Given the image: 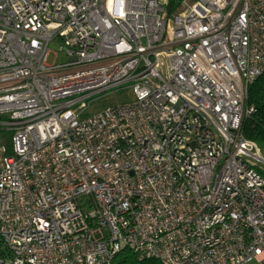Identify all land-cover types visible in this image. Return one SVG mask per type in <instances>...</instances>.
I'll return each mask as SVG.
<instances>
[{
	"label": "built area",
	"instance_id": "built-area-1",
	"mask_svg": "<svg viewBox=\"0 0 264 264\" xmlns=\"http://www.w3.org/2000/svg\"><path fill=\"white\" fill-rule=\"evenodd\" d=\"M167 1L0 0V264H264V0Z\"/></svg>",
	"mask_w": 264,
	"mask_h": 264
},
{
	"label": "trees",
	"instance_id": "trees-1",
	"mask_svg": "<svg viewBox=\"0 0 264 264\" xmlns=\"http://www.w3.org/2000/svg\"><path fill=\"white\" fill-rule=\"evenodd\" d=\"M181 0H168L166 10L173 13ZM246 106H252L254 112L245 117L241 123V131L244 136L256 143L259 149L264 150V73L257 77L248 86ZM113 264H161L154 258H139L129 249L118 252Z\"/></svg>",
	"mask_w": 264,
	"mask_h": 264
},
{
	"label": "rangeland",
	"instance_id": "rangeland-1",
	"mask_svg": "<svg viewBox=\"0 0 264 264\" xmlns=\"http://www.w3.org/2000/svg\"><path fill=\"white\" fill-rule=\"evenodd\" d=\"M62 43L57 39H53L49 44V53L46 59L47 64H59L65 63L67 57L64 51L60 50V45ZM131 100L130 93L126 89L117 90L111 92L110 94L101 96L93 101L90 108L87 110L86 115H89L95 111H98L104 107L110 106L112 104L125 102ZM260 150V153L264 155V150ZM264 166V165H262Z\"/></svg>",
	"mask_w": 264,
	"mask_h": 264
}]
</instances>
